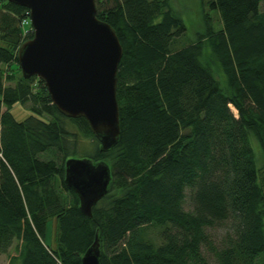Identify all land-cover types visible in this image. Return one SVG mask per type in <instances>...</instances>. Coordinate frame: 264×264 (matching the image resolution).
<instances>
[{
  "label": "trees",
  "instance_id": "obj_1",
  "mask_svg": "<svg viewBox=\"0 0 264 264\" xmlns=\"http://www.w3.org/2000/svg\"><path fill=\"white\" fill-rule=\"evenodd\" d=\"M170 1L94 0L95 17L122 50L118 138L101 150L83 117L59 113L36 76L19 74L15 50L32 32L19 22L25 8L0 0V252L14 246L7 264H80L93 236L99 264H264V183L252 146L254 138L264 158L261 0H200L220 23L212 28L202 12L193 38ZM14 102L30 114L17 120ZM79 134L93 143L84 157L110 173L90 217L63 185ZM50 217L54 245L44 239ZM153 226L157 240L147 234ZM218 226L225 232L215 244Z\"/></svg>",
  "mask_w": 264,
  "mask_h": 264
},
{
  "label": "water",
  "instance_id": "obj_2",
  "mask_svg": "<svg viewBox=\"0 0 264 264\" xmlns=\"http://www.w3.org/2000/svg\"><path fill=\"white\" fill-rule=\"evenodd\" d=\"M25 8L32 35L15 50L19 74L44 84L50 103L62 115L83 117L101 150L118 138L116 66L122 50L113 28L95 17L94 0H5ZM63 185L90 217L91 205L106 192L110 173L102 161L68 157ZM80 256V264H99L98 241Z\"/></svg>",
  "mask_w": 264,
  "mask_h": 264
},
{
  "label": "rangeland",
  "instance_id": "obj_3",
  "mask_svg": "<svg viewBox=\"0 0 264 264\" xmlns=\"http://www.w3.org/2000/svg\"><path fill=\"white\" fill-rule=\"evenodd\" d=\"M203 1V0H202ZM170 4L173 8H175L178 12V14H180V16L182 17V19L184 20V24H186L187 27V31L186 34H188L190 36V38H193V32H196V30H200V32L203 29V13L202 12H207L206 14H208L209 16V23L212 26V28H216L217 26H219L218 22V15L216 12L211 11V9H209V7L205 4H203L202 2H200V0H171ZM261 10H264V0L260 1V7ZM27 28V27H26ZM29 29V28H28ZM208 49L206 50V52H204L205 54H208L209 56H211L208 53ZM212 59V56H211ZM213 59L210 61V63L212 64L213 69L216 71L214 72V74H216L217 77H219L221 74L218 72L219 68L216 66L215 63H213ZM221 77V76H220ZM4 107V106H3ZM231 106V109L233 110V113L236 112L234 107ZM10 112L11 115L14 116L17 120H22L23 117H25L26 115L28 116V114H30V110L28 108V105L26 102H23L21 105L14 102L12 103V106L10 108ZM68 119H65V121H63V124H66V126L69 127V129H72L70 126V123L67 121ZM91 138L90 137H86L83 138L80 136V134L78 135V138L75 142L77 150L74 152H69V157L77 159V157H84L86 154L83 153L84 151H87L89 148H91V146L93 145L92 141H90ZM257 141L253 138L252 139V146H254L255 149V160H256V166L259 167V180L264 183V158L263 155H261V149L260 147L256 144ZM55 156L58 157L60 156L59 153H49L46 152V154H43V156ZM56 222L55 219L50 217L49 221L47 222V225L45 226V236L44 239L45 241L49 244V245H54L55 244V239L54 236L56 234V228H55ZM156 227L153 226L148 228L147 230V234L150 238H152L153 240H157V234H156ZM225 230L218 226L215 229L210 230V235L212 236V241H214L215 244H217V242H219V238H221L224 234ZM14 246L11 245V247L7 250L8 252L6 254H3L0 252V264H7V258H8V253H11L13 251ZM14 252V251H13ZM204 252V251H203ZM205 255L210 258V255L206 252H204ZM256 264H261V262L256 263Z\"/></svg>",
  "mask_w": 264,
  "mask_h": 264
},
{
  "label": "built area",
  "instance_id": "obj_4",
  "mask_svg": "<svg viewBox=\"0 0 264 264\" xmlns=\"http://www.w3.org/2000/svg\"><path fill=\"white\" fill-rule=\"evenodd\" d=\"M27 19H28L27 16H25L24 18H21L19 21L24 28L28 27V21H26Z\"/></svg>",
  "mask_w": 264,
  "mask_h": 264
},
{
  "label": "bare ground",
  "instance_id": "obj_5",
  "mask_svg": "<svg viewBox=\"0 0 264 264\" xmlns=\"http://www.w3.org/2000/svg\"><path fill=\"white\" fill-rule=\"evenodd\" d=\"M26 21H28V20H26ZM28 23H29V21H28ZM233 108V107H232ZM103 196V195H102ZM100 244V243H99Z\"/></svg>",
  "mask_w": 264,
  "mask_h": 264
},
{
  "label": "crops",
  "instance_id": "obj_6",
  "mask_svg": "<svg viewBox=\"0 0 264 264\" xmlns=\"http://www.w3.org/2000/svg\"><path fill=\"white\" fill-rule=\"evenodd\" d=\"M11 253H13V251L11 252ZM11 253H9V254H11ZM9 257V256H8ZM8 259V258H7Z\"/></svg>",
  "mask_w": 264,
  "mask_h": 264
}]
</instances>
